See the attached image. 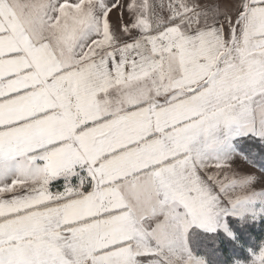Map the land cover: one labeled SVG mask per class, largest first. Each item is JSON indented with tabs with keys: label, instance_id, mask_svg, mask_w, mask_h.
<instances>
[{
	"label": "snow or ice",
	"instance_id": "obj_1",
	"mask_svg": "<svg viewBox=\"0 0 264 264\" xmlns=\"http://www.w3.org/2000/svg\"><path fill=\"white\" fill-rule=\"evenodd\" d=\"M0 264H264V0H0Z\"/></svg>",
	"mask_w": 264,
	"mask_h": 264
}]
</instances>
